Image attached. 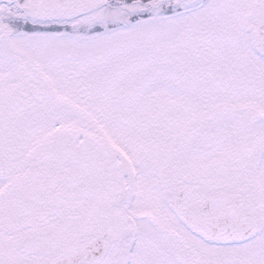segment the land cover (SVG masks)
Returning <instances> with one entry per match:
<instances>
[{"label": "snow or ice", "instance_id": "6c2138e0", "mask_svg": "<svg viewBox=\"0 0 264 264\" xmlns=\"http://www.w3.org/2000/svg\"><path fill=\"white\" fill-rule=\"evenodd\" d=\"M0 264H264V0H0Z\"/></svg>", "mask_w": 264, "mask_h": 264}]
</instances>
